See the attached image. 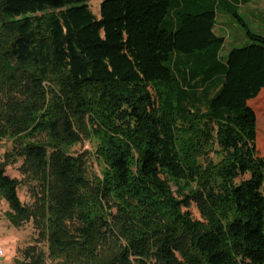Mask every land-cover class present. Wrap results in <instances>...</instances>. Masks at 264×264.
<instances>
[{
	"label": "trees",
	"instance_id": "16d2710c",
	"mask_svg": "<svg viewBox=\"0 0 264 264\" xmlns=\"http://www.w3.org/2000/svg\"><path fill=\"white\" fill-rule=\"evenodd\" d=\"M91 1L0 0V199L36 232L9 264H264V36L216 32L255 0Z\"/></svg>",
	"mask_w": 264,
	"mask_h": 264
},
{
	"label": "rangeland",
	"instance_id": "374dc122",
	"mask_svg": "<svg viewBox=\"0 0 264 264\" xmlns=\"http://www.w3.org/2000/svg\"><path fill=\"white\" fill-rule=\"evenodd\" d=\"M102 0H92L89 3L90 9L95 17L100 19V5ZM239 15L243 21V24L239 22L234 16L228 13H220L217 18L216 32L225 38V44L222 48L221 57H227L228 53L234 48L244 47L248 43L246 35V28L257 35L264 36V0H255L250 5L244 7L241 6L238 9ZM259 118V120H258ZM264 114L257 111V149L259 144L262 147L264 154ZM261 126V130H260ZM12 145L9 141H4L0 149V158L3 157L5 152L11 150ZM92 144L88 141L83 142L81 145H77L71 148L70 153L72 155H80L91 150ZM90 171L92 173H98L99 169L95 161L89 163ZM20 164L10 166L7 169V174L12 178H17L20 181L23 180L18 169ZM172 189L176 188L172 185ZM19 197L23 204L31 206L34 202L29 188L22 183L19 188ZM9 211V205L4 199H0V252H4V256L0 254V264H9L15 257L19 256L20 251L26 247L35 243L36 232L32 223H27L21 228H17L11 225L7 219V212ZM190 213L193 219L202 220L201 215L195 205H191L190 208L184 209Z\"/></svg>",
	"mask_w": 264,
	"mask_h": 264
},
{
	"label": "built area",
	"instance_id": "2783aa9c",
	"mask_svg": "<svg viewBox=\"0 0 264 264\" xmlns=\"http://www.w3.org/2000/svg\"><path fill=\"white\" fill-rule=\"evenodd\" d=\"M0 254H1L2 256H4V252H3V251H1Z\"/></svg>",
	"mask_w": 264,
	"mask_h": 264
}]
</instances>
